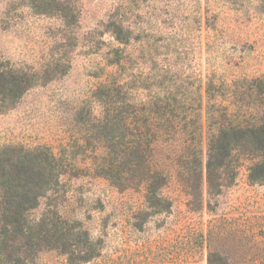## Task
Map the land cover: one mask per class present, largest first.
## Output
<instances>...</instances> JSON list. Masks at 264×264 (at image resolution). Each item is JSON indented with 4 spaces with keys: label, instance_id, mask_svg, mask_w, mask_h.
<instances>
[{
    "label": "rangeland",
    "instance_id": "obj_1",
    "mask_svg": "<svg viewBox=\"0 0 264 264\" xmlns=\"http://www.w3.org/2000/svg\"><path fill=\"white\" fill-rule=\"evenodd\" d=\"M0 59L43 76L16 104L0 105V181L22 156L51 152L58 167L47 176L57 179L29 217L51 209L88 233L64 251L15 245L0 264H208L213 254L264 264L256 161L239 159L231 184L211 191L208 138L200 146L188 136L200 113L205 123L218 107L262 123L264 0H0ZM153 99L157 134L171 123L178 134L152 149L168 177L164 211L149 207L143 187L119 189L101 170L130 132L120 118Z\"/></svg>",
    "mask_w": 264,
    "mask_h": 264
},
{
    "label": "trees",
    "instance_id": "obj_2",
    "mask_svg": "<svg viewBox=\"0 0 264 264\" xmlns=\"http://www.w3.org/2000/svg\"><path fill=\"white\" fill-rule=\"evenodd\" d=\"M42 78L40 74L14 68L0 59V105L10 108L31 88L43 82ZM103 89L106 90L103 98L108 101L114 88L107 84ZM202 99L200 111L203 109ZM157 104V100L153 99L143 104L149 109L143 107L145 110H142V115L134 110L133 117L120 118L118 129L122 125L130 132H126L123 139L112 145L117 156L112 155L108 163L104 161L101 170L102 176L119 189L143 187L149 207L164 211L169 208L170 203L163 200L160 192L168 177L154 162L152 149L161 137L170 139L178 134L170 131L169 128H174L170 119L166 121L172 125L167 126L169 128L161 136L157 134L160 129L154 125L156 111H153ZM233 117L230 107H218L208 113V124L203 123L200 113L199 127L188 132L190 138L200 136V146L203 134L208 138L206 174L208 189L211 191H220L231 184L233 175L236 176L235 163L241 158L256 161L249 168L250 180L264 183V119L260 124L251 125L236 121ZM109 122H105V130L112 129L113 125ZM112 133L115 137L113 129ZM57 167L56 158L48 152L22 156L12 165L11 170L3 174L0 181V251L24 244L38 252L56 249L64 251L71 239L78 241L83 235H88L79 221L71 222L51 209L37 220L29 217L30 212L41 205L42 198H45L55 183L58 174L53 177L47 176V173ZM227 175L230 176L229 179ZM31 183L33 187H30ZM162 202L165 205H161ZM158 206L162 208L158 209ZM208 264H225V261L213 254L209 256Z\"/></svg>",
    "mask_w": 264,
    "mask_h": 264
}]
</instances>
